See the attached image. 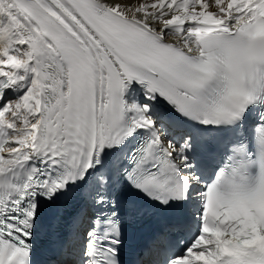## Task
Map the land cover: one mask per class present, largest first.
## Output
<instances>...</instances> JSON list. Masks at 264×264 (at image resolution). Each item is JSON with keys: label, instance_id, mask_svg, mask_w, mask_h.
<instances>
[{"label": "snow or ice", "instance_id": "snow-or-ice-1", "mask_svg": "<svg viewBox=\"0 0 264 264\" xmlns=\"http://www.w3.org/2000/svg\"><path fill=\"white\" fill-rule=\"evenodd\" d=\"M143 202L135 264H264V0H0V264H122Z\"/></svg>", "mask_w": 264, "mask_h": 264}]
</instances>
